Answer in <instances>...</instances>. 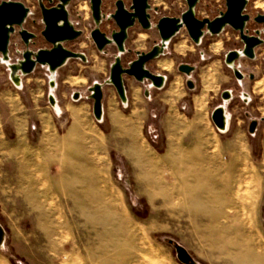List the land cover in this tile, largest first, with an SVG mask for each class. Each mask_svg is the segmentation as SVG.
Wrapping results in <instances>:
<instances>
[{
    "label": "rangeland",
    "instance_id": "rangeland-1",
    "mask_svg": "<svg viewBox=\"0 0 264 264\" xmlns=\"http://www.w3.org/2000/svg\"><path fill=\"white\" fill-rule=\"evenodd\" d=\"M0 1L23 3L31 12L24 28L42 29L36 0ZM114 1L103 0L104 15ZM149 4L152 28L129 30L119 55L124 67L135 52L159 44L158 19L186 10L185 0ZM68 9L82 35L64 46L83 53L86 63L69 60L56 71L53 89L42 70V83H31L20 97L32 122L48 120L56 130H48L45 145L25 154L27 165L0 166V264H185L176 246L189 255V264H264V25L253 22L264 14V0H249L245 9L246 29L260 31L263 44L253 60L242 56L235 62L241 80L224 63L227 52L243 48L237 32L226 27L216 36L204 33L195 45L182 28L146 64L165 77L164 90L124 76L123 104L111 85H103L99 122L89 88L108 79L117 50H96L87 0H73ZM224 10V0H199L195 16L213 19ZM114 28L111 22L101 25L107 35ZM44 47L38 39L30 49ZM22 50L19 37L11 36L10 63ZM182 66L192 71L182 72ZM11 85L0 62V97L19 92ZM160 100L186 102L188 120L172 111L167 117L168 106ZM218 108L224 129L211 120ZM36 112L49 117L37 119Z\"/></svg>",
    "mask_w": 264,
    "mask_h": 264
},
{
    "label": "water",
    "instance_id": "water-1",
    "mask_svg": "<svg viewBox=\"0 0 264 264\" xmlns=\"http://www.w3.org/2000/svg\"><path fill=\"white\" fill-rule=\"evenodd\" d=\"M73 0H36L40 12V22L42 29L39 32L29 31L24 28L28 17L31 15L30 8L21 2L0 1V62L5 63L9 70V78L15 86L20 85L21 76L31 74L36 66L45 67L50 75L49 85L54 88V75L56 71L65 65L68 60L77 59L86 62L83 53L74 52L64 45L77 40L82 35V31L76 29L69 18L68 7ZM249 0H224L225 10L220 12L213 19H199L195 16V7L199 0H185L186 10L180 17H161L157 20L154 28L159 35V44L152 46L147 52H135L136 58L126 67L122 66L119 55L125 53V42L128 32L136 24L142 30L147 31L152 28L150 21L151 6L149 0H131L128 8L123 0L114 2V11L107 17L102 13V0H89L90 11L94 23L89 36L95 45L96 50L101 53L111 45L117 50L113 63L109 68L108 79L104 84H93L89 88V97L93 100L92 112L96 121L102 119V86L111 85L121 103L127 102L123 78L128 76L136 82L149 81L151 87L161 89L165 83V77L153 74L146 68V64L160 57L167 43L182 29L185 28L190 40L198 45L204 33L211 36L219 35L226 27H230L238 33L243 48L240 51H229L226 53L224 63L232 67L236 79L243 78L240 71L235 67V62L240 57L253 60L255 48L263 44L260 39V32H255V36L248 37L246 25L250 20L245 13ZM155 10V9H154ZM112 21L117 30H112L109 35L104 33L100 25L104 21ZM253 22L264 25V14H257ZM36 25V21H32ZM264 32V30H263ZM19 37L24 50L20 53V59L10 63L9 45L13 35ZM41 39L48 47L31 50L36 41ZM182 72H190L192 68L182 66ZM50 104L54 105L52 96H49ZM211 120L217 129H224L225 118L222 109H215L211 114ZM253 124L249 126V131L253 130ZM4 240V231L0 226V243ZM178 258L185 264H189V255L180 247H175Z\"/></svg>",
    "mask_w": 264,
    "mask_h": 264
},
{
    "label": "crops",
    "instance_id": "crops-1",
    "mask_svg": "<svg viewBox=\"0 0 264 264\" xmlns=\"http://www.w3.org/2000/svg\"><path fill=\"white\" fill-rule=\"evenodd\" d=\"M73 24V23H72ZM77 29V28H76ZM75 60V59H73ZM69 61V60H68ZM68 61L65 63L67 65ZM82 62V61H81ZM86 63V62H82ZM63 65L62 67H64ZM60 67V68H62ZM39 66H36L34 71L26 76H22L20 78V85L15 86L13 83L11 85L12 88L19 91L14 97L11 93H7L5 97H0V166H16L21 167L27 165L26 153L30 150L38 148L39 146H43V144L47 138L48 130H56L54 123H50L48 120L40 121L39 126L31 121L30 116L25 111V105L20 101V97L24 94L23 91H29L31 83H42V77H39L38 74L41 73L42 70L46 72V68L38 69ZM59 68V69H60ZM45 76V74H44ZM49 79L48 76H46ZM28 86V87H27ZM56 86V84H55ZM166 87V79L164 86L161 89H157L158 92H161ZM39 89L37 88V92ZM32 92V91H31ZM34 95V94H33ZM32 95V96H33ZM39 94L36 93V97ZM13 99V100H12ZM164 105L168 106V114L167 117L170 116V112L177 113L180 117L185 120H188L186 117V113L183 111L185 104L183 106H178L177 101L173 102L171 105L169 102L162 101ZM37 101L33 102L34 109L37 110ZM192 101H190V108H192ZM56 106V105H55ZM37 119H43L49 117L47 113L36 112L35 113ZM115 119V123L117 119L116 116H113ZM169 121V120H168ZM9 127V129H8ZM37 129L40 130L39 135L37 136ZM129 136L130 132H127ZM131 139V137H130ZM132 140V139H131ZM132 142V141H131ZM165 150L167 149V138L164 139ZM198 154H200L198 152ZM26 163V164H25Z\"/></svg>",
    "mask_w": 264,
    "mask_h": 264
},
{
    "label": "flooded vegetation",
    "instance_id": "flooded-vegetation-1",
    "mask_svg": "<svg viewBox=\"0 0 264 264\" xmlns=\"http://www.w3.org/2000/svg\"><path fill=\"white\" fill-rule=\"evenodd\" d=\"M87 1H88L89 11H90L89 0H87ZM115 1H116V0H115ZM115 1H114V2H115ZM124 5H125V3H124ZM113 6H114V3H113ZM125 7L128 8L129 5H128V6L125 5ZM102 8H103V0H102V4H101V9H102ZM68 11H69V9H68ZM113 11H114V8H113ZM113 11H112V12H113ZM112 12H111V13H112ZM111 13H109V14H111ZM109 14H108V15H109ZM108 15H105V16L107 17ZM69 18H70V12H69ZM90 18H91V20H92L91 11H90ZM92 22H93V20H92ZM104 22H111V23H113L112 21L104 20V21L101 23V25H103ZM101 25H100V28H101ZM136 25H138V24H136ZM138 26H139V25H138ZM93 27H94V23H93ZM139 27H140V26H139ZM140 28H141V27H140ZM112 30H117L116 26H115V28L112 29ZM112 30H111V31H112ZM257 31H258V30H254L252 33H250V32L247 30V36H248V37L255 36V35H256L255 32H257ZM259 32H260V31H259ZM259 36H260V35H259ZM260 39H261V38H260ZM242 46H243V43H242ZM115 48H116V47H115Z\"/></svg>",
    "mask_w": 264,
    "mask_h": 264
},
{
    "label": "bare ground",
    "instance_id": "bare-ground-1",
    "mask_svg": "<svg viewBox=\"0 0 264 264\" xmlns=\"http://www.w3.org/2000/svg\"><path fill=\"white\" fill-rule=\"evenodd\" d=\"M227 244H228V243H227ZM213 245H214V244H213ZM217 245H219V244H217ZM214 246H215V245H214ZM215 248H216V247H215ZM212 249H213V248H212ZM216 249H220V248H216ZM216 252H217V251H216ZM213 253L215 254V251H214ZM213 253H212V254H213ZM218 253H219V252H218Z\"/></svg>",
    "mask_w": 264,
    "mask_h": 264
}]
</instances>
